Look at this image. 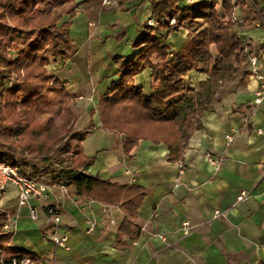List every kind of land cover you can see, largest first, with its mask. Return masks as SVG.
<instances>
[{"label": "crops", "instance_id": "crops-1", "mask_svg": "<svg viewBox=\"0 0 264 264\" xmlns=\"http://www.w3.org/2000/svg\"><path fill=\"white\" fill-rule=\"evenodd\" d=\"M178 3L187 5L185 0ZM259 5L264 12V0ZM152 11L151 0H111L100 9L77 12L71 21L63 19L72 23L73 53L56 59L52 70L76 96V126L88 131L83 154L95 162L87 173L141 187L144 197L131 217L118 205L80 196L74 186L41 180L50 189L44 205L59 208L66 250L49 239L42 212L34 221L28 207H18L17 188L9 185L3 206L17 220L7 247L34 257L32 264H264V103L254 106L260 83L245 63L233 80L221 85L200 118L201 127L182 142L179 153H172L166 141L141 139L127 154L125 135L100 123V97L119 80L113 58L138 53L132 42L145 31ZM244 18L246 39L264 47V31L255 28L253 12L244 10ZM188 37L182 29L169 35L167 43L179 51ZM150 79L147 69L135 80L147 95L153 94ZM208 79L192 72L184 82L194 95ZM176 155L178 160H172ZM210 157L220 161L218 167ZM241 192L248 198L237 204ZM31 204L39 207L37 201ZM126 220L139 229L138 236L122 231ZM185 224L193 227L189 233L183 231Z\"/></svg>", "mask_w": 264, "mask_h": 264}, {"label": "trees", "instance_id": "trees-1", "mask_svg": "<svg viewBox=\"0 0 264 264\" xmlns=\"http://www.w3.org/2000/svg\"><path fill=\"white\" fill-rule=\"evenodd\" d=\"M151 4L152 19L157 26L145 25V31L132 42L137 54L130 58H113L119 80L100 97L97 109L103 128L125 135L124 151L127 154L141 139L166 141L172 153H179L182 142L201 127L200 118L221 85L236 77L247 58L243 42L231 23L219 17L217 1L200 0L183 7L179 6L178 0H151ZM101 6L102 0H85L82 3H77V0H0V89H7L8 97L16 98L13 104L24 110L27 120L24 130L32 125L29 109L46 106L48 99L54 98L51 96L64 93L63 83L59 80H53V86L49 84L52 80L46 68L51 56L54 60L65 59L72 52L70 21L79 11ZM224 7L228 14L232 13L233 8L228 1ZM65 16L70 21L64 22ZM172 18H177L174 26H170ZM182 29L189 32V37L179 51H174L167 43V37ZM147 69L151 70L152 95H147L135 84L136 78ZM192 72L207 75L209 79L189 97L186 93L191 90L186 87L184 79ZM8 79L14 81L10 87ZM69 122L65 120L64 127ZM93 126L91 121L89 127ZM9 131L19 134V128ZM36 132L35 141L41 145L28 148L33 156L45 153L47 149L43 142H38L44 135L43 131ZM87 134L88 131L76 132L70 137L63 154H73L75 165L62 171L54 183L74 186L80 196L118 205L133 217L144 197L142 188L112 184L88 174L87 170L95 158L83 154L82 143ZM3 136L0 133V138ZM61 137L47 135V139L55 142ZM178 157L173 156L172 160ZM0 162L16 163L12 155L1 151ZM21 168L27 174V167L21 165ZM122 231L135 237L140 233L127 220ZM11 238L10 234L0 233L4 264H12L14 257H30L33 263L35 259L31 255L7 247Z\"/></svg>", "mask_w": 264, "mask_h": 264}, {"label": "rangeland", "instance_id": "rangeland-1", "mask_svg": "<svg viewBox=\"0 0 264 264\" xmlns=\"http://www.w3.org/2000/svg\"><path fill=\"white\" fill-rule=\"evenodd\" d=\"M103 5L104 4L102 0V6ZM218 14L222 21L229 23V21L225 19L222 12H218ZM203 28H205V26ZM211 50L216 57L215 47L212 46ZM72 53L73 48L68 57ZM49 59L50 64L46 69L49 77L52 80L49 84L53 86V80H58L53 74V63L59 58L54 60V58L51 56ZM13 82L14 81L12 79H8V86L10 87ZM1 93L3 94L2 97H0V133L4 134L5 136L0 138V151L9 153L16 162H19L21 165H23V167H27L25 168L26 173L34 179L38 181L45 180L48 183H54L55 180L59 179L62 171L70 169L75 165V156L73 154H63L65 146L70 140V137H72V135L76 132L86 131L80 130L78 126H76L78 113L75 105L76 96L68 91L64 86V93L51 96L54 98H49V103L46 106L41 107L43 109L37 108V106L29 109L28 116H30L32 119V125H29V127L24 130V126L27 125L24 110H22L20 105L13 104V102L16 101V98L8 97L7 89H0V94ZM186 94L189 97L193 96L191 92H187ZM19 99L24 100L23 96H19ZM65 120L70 121L66 127H64ZM15 128H19L20 135L9 131L10 129ZM37 130L39 132L40 130L43 131L44 135L42 138L38 139V142H43L45 148L47 149H45V153H41L38 156H33L29 153L28 148L41 145L35 141V139H37L35 136ZM47 135L51 137H53V135L55 137H64H61L59 141L55 142V140L47 139ZM72 151H74V149Z\"/></svg>", "mask_w": 264, "mask_h": 264}, {"label": "built area", "instance_id": "built-area-1", "mask_svg": "<svg viewBox=\"0 0 264 264\" xmlns=\"http://www.w3.org/2000/svg\"><path fill=\"white\" fill-rule=\"evenodd\" d=\"M111 0H103V4H109ZM186 4H194L200 0H185ZM207 2L217 1V11L222 12L225 19L228 20L238 37L242 40L247 54L246 66L252 77H254L260 83V88L254 93V106L257 107L264 103V63L262 58L264 57V47H254L250 44V41L246 39L243 32V25L245 24L244 10L249 9L254 14V26L256 29L264 31V12L259 5V0H204ZM228 1L233 11L228 14L225 11L224 3ZM177 22V18L170 20V26H174ZM150 27H156L157 23L150 19L148 21ZM260 134L264 137V130L260 131ZM228 142H231L234 138L231 134L226 135ZM210 161L217 167L220 161L210 157ZM264 165V162H263ZM9 185H13L18 191V207H28L30 217L32 220L37 221L40 218L42 212L49 226V239L55 246L68 250V236L61 232V215L59 208L52 205H44L43 201L48 199L50 189L42 181H38L28 174L22 171L21 164L16 162L15 164H9L6 162H0V233L10 234L11 237L15 232L16 217L11 215L8 210L3 206V197L7 191ZM248 198L246 192H241L237 197V204L245 201ZM32 201H37L39 207L33 206ZM216 216H220L217 212ZM193 229L189 224H185L183 231L189 233ZM162 240H165L163 234L158 235ZM4 257H0V264H4ZM12 264H32L30 257L12 259Z\"/></svg>", "mask_w": 264, "mask_h": 264}]
</instances>
